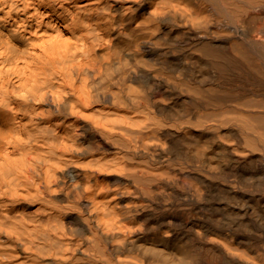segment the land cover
<instances>
[{"label":"bare ground","instance_id":"1","mask_svg":"<svg viewBox=\"0 0 264 264\" xmlns=\"http://www.w3.org/2000/svg\"><path fill=\"white\" fill-rule=\"evenodd\" d=\"M0 264H264V0H0Z\"/></svg>","mask_w":264,"mask_h":264}]
</instances>
